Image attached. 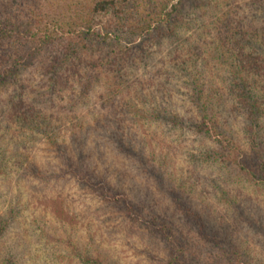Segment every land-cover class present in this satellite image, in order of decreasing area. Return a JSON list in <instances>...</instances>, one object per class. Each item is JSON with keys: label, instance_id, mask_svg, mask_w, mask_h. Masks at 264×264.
Instances as JSON below:
<instances>
[{"label": "trees", "instance_id": "1", "mask_svg": "<svg viewBox=\"0 0 264 264\" xmlns=\"http://www.w3.org/2000/svg\"><path fill=\"white\" fill-rule=\"evenodd\" d=\"M229 1L0 0V96L11 93L3 120L48 134L45 118L22 111L38 80L48 109L77 113L99 94L100 111L75 115L70 145L59 143L67 174L102 197L109 218L160 239L166 264H262L243 229L262 233L247 191H264V1L245 16ZM92 136L158 199H135L122 181L84 170Z\"/></svg>", "mask_w": 264, "mask_h": 264}, {"label": "rangeland", "instance_id": "2", "mask_svg": "<svg viewBox=\"0 0 264 264\" xmlns=\"http://www.w3.org/2000/svg\"><path fill=\"white\" fill-rule=\"evenodd\" d=\"M258 1L231 0L229 3L238 8L236 12L240 16H245L246 5ZM102 40H95L96 49H102ZM131 43L139 47L143 40L133 39ZM153 73H150V82L158 83L160 77ZM40 86L39 80L29 85L22 111L31 116L32 122L33 118H45L43 122L48 123L52 134L49 130L47 135L24 130L14 122L8 124L11 120H3L2 115L9 109L11 93L7 91L0 96V226L4 220L9 223L4 238L0 239V264H81L79 257L85 253L94 258L100 254L112 264H166L168 255L160 239L109 218L102 197L76 184L67 174L58 151L59 143L65 139L70 145L75 115L86 114L91 107L100 111L99 94L83 100L75 113L66 108L48 109L49 103L35 96L34 91ZM45 96L48 101V93ZM50 100V105H56L53 98ZM100 141L94 136L87 140L88 157L80 159L84 170L106 175L113 186L122 181L135 199L146 200L148 193L157 200L159 194L154 186L135 173L129 161ZM69 152L72 165L81 166L75 151L70 148ZM247 193L252 198L250 203L256 206V213L260 214L255 216L256 230L263 234L249 233L251 229L246 226L243 231L252 241L253 255L264 264V191L251 188Z\"/></svg>", "mask_w": 264, "mask_h": 264}]
</instances>
